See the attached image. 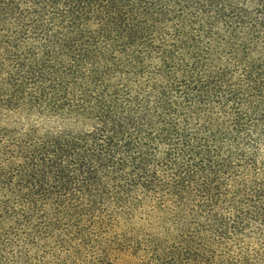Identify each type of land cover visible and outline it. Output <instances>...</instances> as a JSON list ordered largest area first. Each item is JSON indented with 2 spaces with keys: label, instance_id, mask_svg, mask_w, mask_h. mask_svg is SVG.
I'll return each instance as SVG.
<instances>
[{
  "label": "trees",
  "instance_id": "trees-1",
  "mask_svg": "<svg viewBox=\"0 0 264 264\" xmlns=\"http://www.w3.org/2000/svg\"><path fill=\"white\" fill-rule=\"evenodd\" d=\"M0 264H264V0H0Z\"/></svg>",
  "mask_w": 264,
  "mask_h": 264
}]
</instances>
